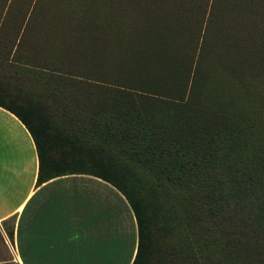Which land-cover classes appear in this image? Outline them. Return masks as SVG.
Here are the masks:
<instances>
[{"label": "trees", "instance_id": "16d2710c", "mask_svg": "<svg viewBox=\"0 0 264 264\" xmlns=\"http://www.w3.org/2000/svg\"><path fill=\"white\" fill-rule=\"evenodd\" d=\"M193 1L158 0L160 4L169 6V10H177V13L185 9L186 4L182 3ZM2 18L0 24L3 27L6 23ZM240 21L241 26H246L244 20ZM165 22L167 36L170 35L172 43L183 49L181 57L187 58L189 48L200 34L199 21L180 17L177 21L169 18ZM111 26L107 31L108 40L102 42L99 68L95 61V42V51L91 47L86 48V52L81 49L68 50L71 58L76 53L69 63L56 59L70 55L63 40L58 39L42 55L18 54L21 42L15 44L14 41L0 51V106L18 117L32 136L38 159L35 185L69 174H88L111 184L124 196L136 220L137 248L131 264H148L151 234L158 216L156 213L150 214V199L131 185L132 172L121 163V156L125 155L128 161L142 164L155 176L159 175L160 180L183 186L182 192L178 193L182 201L179 207L188 210L182 209L180 219L194 224L199 234H206L207 231L209 239L224 251L253 255L257 257L258 264H264V139L258 145L247 143L235 138L239 132L230 127L220 132L202 134H189L180 129L190 138V142L182 145L178 143L181 142V133L171 131L170 126L160 122L172 125L176 120L181 124L183 113L191 109L189 100L198 82L203 37L207 39V33L203 34L199 48L195 49L191 65L185 62L175 67L172 75L163 68H159L157 73L151 64L133 57L137 53L129 48L131 40L147 42L148 37L144 33L149 30V22L139 32L140 35L130 38L128 31L133 24L124 27L112 23ZM21 36L23 41L25 35ZM168 40L166 38L164 41ZM185 44L189 46L184 47ZM115 45L120 55L115 61L120 68L113 72L109 65L114 57ZM79 55H93L94 63L76 64L73 60L79 61ZM224 55L225 52L217 46L211 49L213 62H218ZM231 66L233 64L228 62V65H223V70L228 73ZM203 74L210 75L211 71L205 70ZM83 77L91 80L88 85L98 92V97L88 105L92 107L86 105L75 109L69 99L71 91L68 82L83 83L80 81L84 80ZM180 82L188 83L187 92ZM35 83H43L46 88H30L31 84L35 87ZM51 117H55L56 125L51 124ZM216 137L218 143H214ZM58 146L63 150L59 157H54L51 150ZM81 150L84 155L79 156ZM204 152L214 159L207 161ZM105 153L112 157L104 156ZM217 153H223L226 160L216 156ZM211 162L212 171L217 168L226 173L223 183L218 178L206 189L193 187V181L200 182L204 172L202 169L210 172L208 165ZM184 171L190 177L182 181L180 176ZM193 174H196L195 179L192 178ZM209 177L211 179L212 176ZM219 185H232L234 191L223 190ZM174 188L180 191L181 187ZM153 200L159 202L155 197ZM4 231L12 243V223ZM165 231H162L163 236Z\"/></svg>", "mask_w": 264, "mask_h": 264}, {"label": "rangeland", "instance_id": "374dc122", "mask_svg": "<svg viewBox=\"0 0 264 264\" xmlns=\"http://www.w3.org/2000/svg\"><path fill=\"white\" fill-rule=\"evenodd\" d=\"M182 4H186L185 9L178 7L183 11L177 13V10H169V6L160 4L158 0H0V20L3 17L2 20L6 23L3 27L0 24V51L5 49V46L9 47L14 41L15 44L21 42L18 54L42 55L47 53L54 45V40L58 39L63 40L70 55L68 58L59 56L56 59L69 63L76 53L71 58L72 54L68 50L81 49L86 52L88 47L94 49L95 42L96 51L95 49L94 51L97 60L93 55H79V61H73L80 65L86 62L94 63L95 60L99 64L102 42L108 40L107 31L112 27V23L124 27L133 24L132 29L129 28L128 31L130 38L140 35L139 32L144 30L149 22V30L144 33L148 37L147 42L131 40L129 44L132 52L137 53L133 57L151 64L157 73L159 68H163L173 75L176 71L175 67H180L185 62H188V66L191 65L194 51L199 48L203 34L207 33V39L203 37L198 82L195 83L193 94L191 93L192 98L189 100L191 109L183 113L181 124L176 120L172 125L165 121L160 122L170 126L171 131L181 133V142L178 143L182 145L190 142V138L185 134L187 131L189 134L213 133L229 129L228 127L239 132L235 138L258 145L264 139V0H232V3L230 0L224 2L194 0ZM180 17L182 19L190 17L192 21L198 20L201 27L197 40L189 48L190 55L187 58L181 57L183 49L172 43L170 35L167 36L168 27H165L166 20L171 18L172 21H177ZM241 19L246 26L240 25ZM92 24L96 26L93 27ZM22 34L23 37L25 35L23 41ZM166 38L170 40L164 41ZM187 46L189 45H184ZM216 46L222 49L225 55L220 57L218 62H213L211 49ZM114 48L115 59L113 57L109 65V69L113 72L116 68H120L115 61L120 56L119 52L117 53L118 48L116 45ZM228 62L233 66L229 67L230 71L227 73L223 70V65H228ZM99 67L100 64L97 68ZM84 68L86 69V66ZM205 70L211 71V74L205 76L203 74ZM70 78L77 80L74 77ZM83 79L80 80L84 81L83 83L68 82V89L71 91L69 99L75 109L93 104L98 97V92L88 85L91 80L88 81L89 79L84 77ZM35 84V87L31 84L30 88L36 90L41 87L46 88L43 83ZM180 85L185 87L187 92L188 83L180 82ZM17 99L21 100L20 97ZM57 117L62 120L60 116ZM50 120L51 124L56 125L55 117H51ZM180 129L185 130V133ZM219 137L221 139L222 135L220 134ZM214 143H218V137L214 138ZM62 150L59 146L53 147L52 155L59 157ZM82 150L79 156L84 155ZM103 155L112 157L109 153ZM204 156L207 161L214 159L208 152H204ZM216 156L226 160L223 153H217ZM121 158V163L132 172L131 185L144 197L150 199V214L156 213L158 216L157 224L154 222L155 226H153L155 230L151 234L148 264H258L256 256L230 254L210 240L207 231L208 236L199 234L194 224H189L187 219H180L182 209L188 210L179 207L182 201L178 193L182 192L183 186H175L163 179L160 180L159 175L155 176L142 164L128 161L125 155ZM234 158L237 159V156ZM212 165V162L208 165L210 172L202 169L204 172L200 182L193 181V187L206 189L218 178L223 183V175L226 173H222L217 168L212 171ZM224 166L226 167L227 164ZM195 175L193 174L192 178L195 179ZM209 176H212L211 179ZM180 177L183 181L190 175L184 171ZM174 187H181L180 191ZM218 187L234 191L232 185ZM154 197L159 202L153 200ZM11 223V220L4 222L3 229H8ZM157 227H161L159 229L162 231L167 230L164 236ZM1 231L3 230L0 226V264H14L12 246Z\"/></svg>", "mask_w": 264, "mask_h": 264}, {"label": "crops", "instance_id": "0c3cea01", "mask_svg": "<svg viewBox=\"0 0 264 264\" xmlns=\"http://www.w3.org/2000/svg\"><path fill=\"white\" fill-rule=\"evenodd\" d=\"M36 146L0 106V226L11 220L14 264H131L137 225L124 196L88 174L35 185Z\"/></svg>", "mask_w": 264, "mask_h": 264}]
</instances>
